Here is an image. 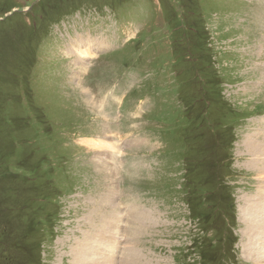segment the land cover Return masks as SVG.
I'll return each mask as SVG.
<instances>
[{
  "label": "rangeland",
  "instance_id": "rangeland-1",
  "mask_svg": "<svg viewBox=\"0 0 264 264\" xmlns=\"http://www.w3.org/2000/svg\"><path fill=\"white\" fill-rule=\"evenodd\" d=\"M202 130L226 147L186 171ZM246 133L264 139V0H0V264L87 245L92 264H264Z\"/></svg>",
  "mask_w": 264,
  "mask_h": 264
},
{
  "label": "bare ground",
  "instance_id": "bare-ground-1",
  "mask_svg": "<svg viewBox=\"0 0 264 264\" xmlns=\"http://www.w3.org/2000/svg\"><path fill=\"white\" fill-rule=\"evenodd\" d=\"M78 35V34H77ZM72 39V38H71ZM68 42V41H67ZM74 42H78V40H75ZM73 42V43H74ZM82 45V44H81ZM109 45V44H108ZM66 47V46H65ZM69 48V47H68ZM67 48V49H68ZM84 48H85V46L84 47H82V52H83V50H84ZM109 48V47H108ZM107 49V48H106ZM78 53H79V55L81 56V55H83L80 51H78ZM77 53V54H78ZM84 53V52H83ZM88 56V55H87ZM91 57V56H90ZM81 58H83L82 56H81ZM94 57H92V59H93ZM74 59H75V57H74ZM78 59V58H77ZM85 59V58H84ZM82 67V66H81ZM81 69V68H80ZM75 72V71H74ZM74 75V74H73ZM90 86V85H89ZM87 90H88V88H87ZM89 91V90H88ZM86 92V91H85ZM88 96V95H87ZM90 96V95H89ZM88 96V97H89ZM98 98V97H97ZM105 110V109H104ZM101 112V111H100ZM102 113H104V112H102ZM112 135V134H111ZM244 138H245V151H246V153L249 155V156H251V159H252V161H254V162H256V160H257V158L263 153V151H264V139L262 138V140L260 141L258 138H257V134H255V133H246L245 135H244ZM123 155V154H122ZM263 155V154H262ZM113 159V158H112ZM123 160V159H122ZM249 160V159H248ZM262 163H264V162H262ZM261 165V164H260ZM101 167V166H100ZM116 167V166H115ZM252 168H254V167H252ZM263 169V172H264V167H261V170ZM112 170V169H111ZM107 172H109V171H107ZM255 174H256V172H255ZM116 176V175H115ZM256 176H258V175H256ZM112 179V178H111ZM257 179V178H256ZM112 181V180H111ZM258 183H260V181L258 182ZM263 184V183H262ZM264 185V184H263ZM260 189V188H259ZM264 190V189H263ZM252 191V190H251ZM258 191V190H257ZM260 192H262V191H260ZM264 193V192H263ZM252 194V193H251ZM254 195V194H253ZM254 198V197H253ZM262 198L264 199V196H262ZM244 199V198H243ZM248 199V198H247ZM263 199H261V200H263ZM242 200V199H241ZM244 200H246V199H244ZM249 201V200H248ZM250 202H249V207L247 206V210L249 211V209H251V206H250ZM263 203H261V205H262ZM253 205V204H252ZM264 205V204H263ZM262 205V206H263ZM131 207V206H130ZM260 207V206H259ZM132 208V207H131ZM253 208H254V206H253ZM263 209H264V207H263ZM261 210H262V207H261ZM112 211V210H111ZM111 211H109V212H111ZM129 211V210H128ZM130 211H132V210H130ZM262 213V212H261ZM134 214V213H133ZM137 216V215H136ZM250 216H251V214H250ZM117 217V215L115 216V218ZM145 217V216H144ZM144 217H143V219H144ZM136 218V217H135ZM137 218H138V216H137ZM139 218H141L140 216H139ZM149 218V217H148ZM148 218L146 219V220H148ZM247 218V217H246ZM149 219H151V216H150V218ZM135 220V219H134ZM136 221V220H135ZM254 220H249L248 222H249V224L248 225H250L251 226V229L253 230V231H255V232H257V235H258V237L259 238H261V234H262V236L264 235V211H263V213H262V217H261V219H259L258 221H257V223H256V225L254 224V222H253ZM133 222V221H132ZM126 223V222H125ZM137 223V222H136ZM134 224V225H132V227L134 226L135 227V225H137V224ZM104 231H105V229H104ZM252 233V232H251ZM115 241V240H114ZM119 241V240H118ZM117 241V242H118ZM257 245V244H256ZM88 247H89V245H87L86 246V250H79V251H75V253H73L72 255V260H71V262H70V264H92V259H93V257L95 258L96 256H94V254L92 253V252H94V248L93 249H88ZM252 247V246H251ZM258 249H260L261 247H264V240H263V242L261 243V247L259 246V245H257L256 246ZM108 248L107 247H104V250H107ZM247 249V248H246ZM258 251V250H257ZM138 252V251H137ZM252 252V251H251ZM248 253V252H247ZM113 254H115V253H113ZM128 254V253H127ZM251 254V253H250ZM122 255H123V252H122ZM120 256V255H119ZM127 256V255H126ZM130 256H131V254H130ZM136 256V255H135ZM252 256H255L254 254L252 255ZM138 257H139V255H138ZM256 257V256H255ZM119 258V257H118ZM126 259V258H125ZM139 259V258H138ZM257 260V259H256ZM134 261V260H133ZM256 262V261H255ZM260 261H258V263H259ZM114 263V262H113ZM122 264H123V261L121 262ZM257 263V262H256ZM257 263V264H258ZM261 263H263V262H261ZM260 263V264H261ZM127 264V263H126ZM135 264V263H134Z\"/></svg>",
  "mask_w": 264,
  "mask_h": 264
},
{
  "label": "trees",
  "instance_id": "trees-1",
  "mask_svg": "<svg viewBox=\"0 0 264 264\" xmlns=\"http://www.w3.org/2000/svg\"><path fill=\"white\" fill-rule=\"evenodd\" d=\"M202 61H204V55H202ZM209 61V60H208ZM197 72V71H196ZM198 83H201V81H200V76L198 75ZM203 83H205V86H206V83L207 82H203ZM202 84V83H201ZM202 87H204L203 85H202ZM201 91H203V89L201 90ZM195 94V93H194ZM194 98V95H192V93H191V100ZM218 98H219V96H218ZM202 101H205V104L204 105H206V103H213V102H216V101H218L217 99H214V98H201V100H195V102L194 103H186L187 104V107H186V111L188 112V111H190L193 107H194V111H195V109H197L199 106H200V103H202ZM205 112H206V110H205ZM228 112H230V110L228 109ZM210 128H213V125H214V127H216L215 126V124H212V122H208V123H206ZM206 124H204V125H206ZM202 127V126H201ZM200 128V127H199ZM202 129H206L205 127H202ZM207 130V129H206ZM215 131V130H214ZM213 131V132H214ZM228 130H226V131H222V132H214V133H212V134H206L205 133V131L204 130H202L201 132H198L196 135H194L193 136V139L191 138V139H189V143L188 144H190V143H192V141H194V139H201V142H200V146L202 147V150H199L198 152H197V154L199 155V157H200V161L198 162V163H196L195 165H193L192 163H191V161H188L187 162V157H184V159L186 160V167L187 168H185V170L186 171H189L190 172V169L191 170H196V167L197 166H201V165H203V164H205L206 165V161H207V159L209 158V156H210V152H208V149H212V151H214V150H216V151H218L219 149H224L226 146V143H227V139H228ZM207 135V136H206ZM211 137H214V139H210ZM184 138H188V137H186V136H184ZM192 140V141H191ZM217 160L216 161H223L224 160V158H221L220 156H219V154H218V152H217ZM216 167V166H215ZM197 171V170H196ZM188 182L187 183H185V185H186V187H188V188H190V186H192V180H190V179H188L187 180ZM190 194L192 195V197L191 198H186V200L190 203L193 199V194L190 192ZM214 206H216V204L215 203H212L211 204V207L213 208ZM208 207H210V205L208 206ZM215 209V208H214ZM205 215H209L208 213L207 214H203V215H201V217H203V218H206V216ZM36 224H40V221L39 220H36Z\"/></svg>",
  "mask_w": 264,
  "mask_h": 264
}]
</instances>
